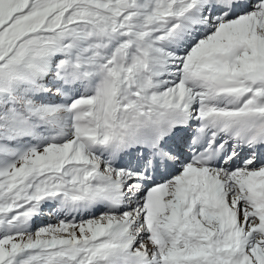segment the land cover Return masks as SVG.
Here are the masks:
<instances>
[{
	"label": "snow or ice",
	"instance_id": "snow-or-ice-1",
	"mask_svg": "<svg viewBox=\"0 0 264 264\" xmlns=\"http://www.w3.org/2000/svg\"><path fill=\"white\" fill-rule=\"evenodd\" d=\"M0 264H264V0H0Z\"/></svg>",
	"mask_w": 264,
	"mask_h": 264
}]
</instances>
